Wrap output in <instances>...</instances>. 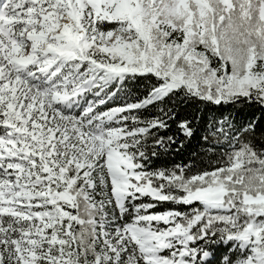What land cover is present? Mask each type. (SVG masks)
<instances>
[{"label": "snow or ice", "instance_id": "1", "mask_svg": "<svg viewBox=\"0 0 264 264\" xmlns=\"http://www.w3.org/2000/svg\"><path fill=\"white\" fill-rule=\"evenodd\" d=\"M258 128L264 0H0V264H264Z\"/></svg>", "mask_w": 264, "mask_h": 264}, {"label": "trees", "instance_id": "2", "mask_svg": "<svg viewBox=\"0 0 264 264\" xmlns=\"http://www.w3.org/2000/svg\"><path fill=\"white\" fill-rule=\"evenodd\" d=\"M251 110H248L250 112ZM149 112L154 113L155 109H149ZM223 112L224 115L232 112L233 109L229 107H224L221 110H209L208 106L204 104H199L197 106L191 105H181L177 108L178 117L177 119L187 118L191 120L192 127L194 130V135L192 138H187L182 135H179L177 132L175 122L171 123V128L166 133V135H173L177 137V143L171 146V150L168 152H163V150L157 149L160 153L156 157H150L147 161V164L150 168L158 167H171L173 164H188L191 165L194 170L208 167L212 160L220 153V148L216 147L212 150L211 143L205 144L201 139V136L204 134L207 125L210 120L213 118L219 117ZM248 112L242 114L247 115ZM256 117H260V112H256ZM165 134V133H161ZM257 141L264 143V132L259 128L256 134ZM211 139V138H210ZM180 142H183V147H179ZM214 248H224L226 245L223 243L213 245Z\"/></svg>", "mask_w": 264, "mask_h": 264}]
</instances>
